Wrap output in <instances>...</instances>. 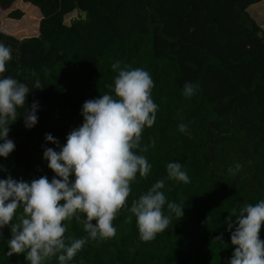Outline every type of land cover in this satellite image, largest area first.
I'll return each mask as SVG.
<instances>
[{
    "label": "trees",
    "instance_id": "16d2710c",
    "mask_svg": "<svg viewBox=\"0 0 264 264\" xmlns=\"http://www.w3.org/2000/svg\"><path fill=\"white\" fill-rule=\"evenodd\" d=\"M248 5L264 16V0H0V42L12 50L2 75L44 86L26 98V107L39 104L36 125L26 129L23 117L10 125L15 150L0 157V179L53 177L43 151L56 145L45 135L63 146L83 122L82 104L109 91L117 61L150 73L158 105L142 136V145L155 141L143 153L152 169L133 182L128 206L166 179L169 162L190 177L188 184L166 179L162 191L184 205L183 215L154 240L139 239L125 208L113 221L116 235L89 240L69 264H227L234 250L228 214L264 198V32ZM72 11L76 18L65 24ZM185 82L198 85L191 98L182 95ZM237 163L240 170L229 173ZM83 218L64 222L66 237L86 235ZM2 231L0 264H28L23 254L8 257L10 230ZM221 233L223 243L215 240Z\"/></svg>",
    "mask_w": 264,
    "mask_h": 264
},
{
    "label": "clouds",
    "instance_id": "9594fccd",
    "mask_svg": "<svg viewBox=\"0 0 264 264\" xmlns=\"http://www.w3.org/2000/svg\"><path fill=\"white\" fill-rule=\"evenodd\" d=\"M11 53V48L0 42V157L3 158L15 150L14 141L8 138L10 125L19 117H23L26 129L38 122L39 104L33 101L26 107V98L33 89L44 87L39 79L29 88L12 76L2 75L12 59ZM111 68L117 75L112 84L105 85L109 91L82 104L83 122L68 133L63 146L51 134L45 135L46 143L56 145L43 151L53 177L40 176L28 182L9 174L0 179V238L7 227L8 257L23 254L28 264H45L56 257L58 264H69L89 240L114 237L117 229L113 221L125 208L130 218H135L143 242L152 241L165 231L173 217H182L184 205L167 201L162 191L166 179L190 183L183 165L176 161L167 163L166 179L156 180L128 206L133 182L137 176L146 179L152 169L143 153L155 147V141L142 145V136L145 128L155 124L158 105L152 96L154 81L148 71L130 65L121 67L119 61ZM197 90L198 85L185 82L182 95L191 98ZM178 130L187 133L188 125L180 123ZM241 167L237 163L228 171L234 175ZM81 216L86 235L66 237L64 222L73 218L81 221ZM225 224L234 248L227 264H264V239L260 238L264 228V198L233 208ZM215 240L223 243V233Z\"/></svg>",
    "mask_w": 264,
    "mask_h": 264
},
{
    "label": "rangeland",
    "instance_id": "374dc122",
    "mask_svg": "<svg viewBox=\"0 0 264 264\" xmlns=\"http://www.w3.org/2000/svg\"><path fill=\"white\" fill-rule=\"evenodd\" d=\"M250 6V5H249ZM246 8L248 14L254 19V21L260 26L262 32H264V16L258 15L254 12L253 9L250 10V7ZM77 14L75 11H72L64 16L63 22L68 24L71 18H76Z\"/></svg>",
    "mask_w": 264,
    "mask_h": 264
}]
</instances>
